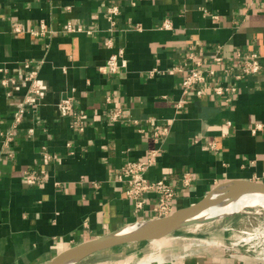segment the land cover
<instances>
[{
  "label": "crops",
  "instance_id": "obj_1",
  "mask_svg": "<svg viewBox=\"0 0 264 264\" xmlns=\"http://www.w3.org/2000/svg\"><path fill=\"white\" fill-rule=\"evenodd\" d=\"M238 54L260 70L237 78ZM196 61L216 73L186 90ZM152 153L146 178L176 189L174 211L264 183V0H0V264L158 218L157 195L138 208L121 177ZM166 255L155 264H264L215 241Z\"/></svg>",
  "mask_w": 264,
  "mask_h": 264
},
{
  "label": "rangeland",
  "instance_id": "obj_2",
  "mask_svg": "<svg viewBox=\"0 0 264 264\" xmlns=\"http://www.w3.org/2000/svg\"><path fill=\"white\" fill-rule=\"evenodd\" d=\"M244 232H249L251 235L248 236ZM255 232L259 235L253 238L252 234ZM163 238L167 243L159 251L153 248L151 241L138 242L94 254L77 264H93L104 260L140 264L142 259L150 256L158 254L165 258L166 254L172 252L188 253L214 241L226 247L230 253L241 252L264 259V208L261 206L247 207L232 215L177 228ZM244 238H247V241Z\"/></svg>",
  "mask_w": 264,
  "mask_h": 264
},
{
  "label": "water",
  "instance_id": "obj_3",
  "mask_svg": "<svg viewBox=\"0 0 264 264\" xmlns=\"http://www.w3.org/2000/svg\"><path fill=\"white\" fill-rule=\"evenodd\" d=\"M220 190H224V193L214 197V194ZM254 193L264 194V183L236 181L220 185L197 203L178 209L168 216L145 221L149 225L138 231L129 233L125 232L124 228L115 233L80 243L59 253L48 264H77L83 259L106 250L163 238L177 228L214 220L215 218L197 219L194 217L227 199Z\"/></svg>",
  "mask_w": 264,
  "mask_h": 264
},
{
  "label": "built area",
  "instance_id": "obj_4",
  "mask_svg": "<svg viewBox=\"0 0 264 264\" xmlns=\"http://www.w3.org/2000/svg\"><path fill=\"white\" fill-rule=\"evenodd\" d=\"M236 67L240 69V74L237 75V78L243 77L245 75L256 73L260 70L262 62L260 61L257 54L251 55H242L238 54L237 56ZM195 67L190 69L188 75L183 81L184 88L194 89L199 84H205L208 77L215 75L216 71L202 65L201 62L196 61ZM108 68L115 71L117 69V60L116 57H113L108 62ZM27 67H30L27 65ZM34 71L31 73V79L34 77ZM29 79V78H28ZM35 81V80H34ZM9 82V79L3 81L4 84ZM228 90L229 88H225ZM44 88L39 84H35L32 93L42 94ZM234 90V89H231ZM222 88H218L217 92L221 93ZM35 103V97L32 95L28 97L27 104ZM60 109L63 114L70 115L72 114V105L70 99H65L60 103ZM80 121V117L77 119L76 123ZM156 153L152 155L146 161H131L129 162L121 172V177L127 183L126 195L129 199L136 202L138 208H143L146 200L145 195L149 192H153L158 197V205L156 211L159 217H164L172 214L174 212L173 206L174 201L177 197L176 189L165 180H149L146 178V172L155 163ZM40 180L39 177L31 175L28 178L30 184H36ZM189 178L186 177L185 184H189ZM259 232V231H258ZM248 236L251 235L249 232H244ZM258 234V233H257ZM253 235V238L258 236L256 232ZM245 241L246 238H244Z\"/></svg>",
  "mask_w": 264,
  "mask_h": 264
},
{
  "label": "bare ground",
  "instance_id": "obj_5",
  "mask_svg": "<svg viewBox=\"0 0 264 264\" xmlns=\"http://www.w3.org/2000/svg\"><path fill=\"white\" fill-rule=\"evenodd\" d=\"M224 193V190L217 191L214 194V197L219 196L220 194ZM255 206H261L264 208V194L260 193H254V194H244L239 197H235L232 199H227L208 210H205L195 216L194 218H201L204 217L205 219L210 218H220L227 215H232L235 213H238L242 210H244L247 207H255ZM259 210V209H258ZM149 225L146 222H139L132 224L125 228V232H135L143 227ZM247 240V238H246ZM153 248L156 251H159L166 243V239L160 238L155 239L151 241ZM165 258L162 256H159L158 254L155 256H150L146 259H142L140 264H155L157 262H162Z\"/></svg>",
  "mask_w": 264,
  "mask_h": 264
}]
</instances>
